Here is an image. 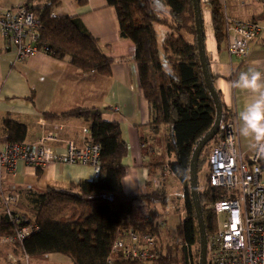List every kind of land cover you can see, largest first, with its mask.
<instances>
[{"label": "trees", "instance_id": "trees-1", "mask_svg": "<svg viewBox=\"0 0 264 264\" xmlns=\"http://www.w3.org/2000/svg\"><path fill=\"white\" fill-rule=\"evenodd\" d=\"M156 1L167 8L169 19L158 16L153 0H106V4L115 9L119 36L134 44L139 86L151 112L149 127L154 131L167 130L164 150L174 159L165 168L178 180L183 192V215L175 228L179 252L161 238L159 222L162 220L165 224L162 209L168 202L166 190L160 183L145 194L124 193L121 180L126 167L122 158L127 146L120 126L103 120L99 109L83 107L58 116H75L86 121L90 141L100 147L99 177L78 181L67 189L33 192L26 197V202L17 200L12 209L19 214V225L9 220L4 208L1 211L0 236L13 234L19 226L31 222L38 226L18 246L30 258L58 253L66 256L71 264H198L199 236L189 195V162L196 142L215 120V106L197 53L192 0ZM58 3L59 0L23 3L40 23L37 46L55 59L66 60L82 73L110 76L111 59L98 39L84 29L78 16L53 15ZM205 4L210 11L216 42L220 44L226 38L223 6L219 0H206ZM156 24L167 28L160 45ZM220 104L219 130L203 147L197 161V178L200 169L206 167L203 188L198 193L207 237L216 229L210 204L222 195L210 184L206 147L222 137L225 123L233 120L221 100ZM25 132L24 125L11 119H5L0 130L4 140L16 142L24 140ZM154 167L162 172L164 162ZM148 172L152 175L155 171L148 167ZM134 201L145 204L149 220L136 213ZM129 230L155 234L162 250L155 262L122 260L112 252L113 242Z\"/></svg>", "mask_w": 264, "mask_h": 264}, {"label": "crops", "instance_id": "crops-1", "mask_svg": "<svg viewBox=\"0 0 264 264\" xmlns=\"http://www.w3.org/2000/svg\"><path fill=\"white\" fill-rule=\"evenodd\" d=\"M205 1L200 0V7L208 68L213 76L214 88L225 108L232 113L237 130L242 125L240 113L257 94L230 87V84L238 78L239 73L250 67L264 73V40L260 38L249 43L245 60L231 57L227 51L226 24L232 20L264 24V0H219L224 10L226 31V38L220 44L216 42ZM24 2L0 0V9ZM155 9L159 17L169 19L166 7L157 3ZM52 14L78 16L84 29L98 39L104 53L111 59L110 76L82 73L66 60L55 59L43 52L15 61L11 44L0 35V130L3 129L4 120L11 119L24 125L26 132L23 141L35 142L41 135L50 132L58 140L71 139L81 145L89 135L83 132L87 127L86 121L80 117L58 115L76 108L99 109L103 120L118 123L127 146V153L122 158V164L126 167L121 180L124 193L145 194L161 183L168 197L164 208L171 209V185H179L182 199L183 192L178 180L165 168L167 162L174 159L164 150L167 130L154 131L149 127L151 112L139 86L137 65L133 59L134 44L119 36L115 9L108 6L106 0H59ZM155 30L160 45L167 28L156 24ZM44 113L57 116L47 117ZM58 140L49 141L47 145L54 151H61ZM238 140L242 148H248L252 142L239 134ZM159 162H164L162 177L159 168L154 167ZM148 167L155 171L152 175H149ZM93 179V170L87 165L49 162L37 168L20 161L11 172L0 169V218L2 195L5 193L16 194L17 200L26 202V197L33 192L47 188L67 189L78 181ZM140 203L134 201V207H141ZM145 212L140 215L146 217ZM162 214L165 218L166 213ZM1 238L0 262L9 263L12 261L10 259L17 258L20 250L17 245L2 243Z\"/></svg>", "mask_w": 264, "mask_h": 264}, {"label": "built area", "instance_id": "built-area-1", "mask_svg": "<svg viewBox=\"0 0 264 264\" xmlns=\"http://www.w3.org/2000/svg\"><path fill=\"white\" fill-rule=\"evenodd\" d=\"M39 27V21L24 4L0 9V35L11 44L15 61L38 52L46 53L36 44ZM226 31L228 54L242 61L248 56L252 40H264V24L253 21H229ZM83 132L88 135L86 129ZM89 138L88 135V139L78 145L71 139L58 140L55 134L48 132L35 142H16L4 140L0 133V169L11 172L20 161L37 168L49 162L87 165L97 179L100 147ZM56 140L62 146L61 151L47 145ZM207 162L210 184L220 190L222 196L210 204L216 229L207 237L206 264H264V159L257 158L249 147L240 146L232 120L225 123L222 137L211 146ZM2 201L4 213L12 223L19 225V214L12 209L17 195L5 193ZM145 219L149 220L147 216ZM159 224L164 226L162 220ZM37 230L38 226L31 222L19 226L13 234L2 236L1 242L20 246ZM111 250L122 260L144 263L155 262L162 251L155 234L133 230L116 239ZM0 264H30V257L20 250L18 258Z\"/></svg>", "mask_w": 264, "mask_h": 264}, {"label": "water", "instance_id": "water-1", "mask_svg": "<svg viewBox=\"0 0 264 264\" xmlns=\"http://www.w3.org/2000/svg\"><path fill=\"white\" fill-rule=\"evenodd\" d=\"M192 4L194 11L195 39H196L199 62L204 77L205 85L211 95V98L215 106V120L211 128L196 142L189 162V195L195 212V217L198 227V236H199L198 264H206L207 236L205 232L202 210L199 201L197 161L203 147L213 139V137L217 134L219 130L220 119H221V104L218 95L216 93V89L214 88L213 85L211 73L208 68V61L204 51V43H203L204 38H203L200 0H192Z\"/></svg>", "mask_w": 264, "mask_h": 264}, {"label": "clouds", "instance_id": "clouds-1", "mask_svg": "<svg viewBox=\"0 0 264 264\" xmlns=\"http://www.w3.org/2000/svg\"><path fill=\"white\" fill-rule=\"evenodd\" d=\"M257 94L256 98L240 113L242 125L237 129L240 136L250 138L249 148L255 151L259 159H264V73L255 67L239 73L230 84Z\"/></svg>", "mask_w": 264, "mask_h": 264}, {"label": "rangeland", "instance_id": "rangeland-1", "mask_svg": "<svg viewBox=\"0 0 264 264\" xmlns=\"http://www.w3.org/2000/svg\"><path fill=\"white\" fill-rule=\"evenodd\" d=\"M43 0H35L34 2H42ZM157 1L153 0V4L157 5ZM211 149V144H209L206 147V153H209V150ZM206 172V167L200 169L198 172V189L201 190L203 188V174ZM171 197L170 200L172 201V207L168 210V208H163L162 211L166 213L165 216V225L162 227V241L163 243H166L168 245H171L173 249H177L179 252V245L177 244V241H175V228L178 222L180 221L183 212V199L181 195V189L179 188V185H171ZM141 207L135 206V211L137 214L140 215V213L145 212V205L141 202ZM167 213L169 215L167 216ZM64 215L68 216L69 213H65ZM196 247H193L192 249L195 250ZM179 255V253H178ZM20 256V253L17 254V258ZM16 259V258H15ZM13 260V259H10ZM30 264H71L69 259L61 254L58 253H51L44 256H40L37 258H30Z\"/></svg>", "mask_w": 264, "mask_h": 264}]
</instances>
